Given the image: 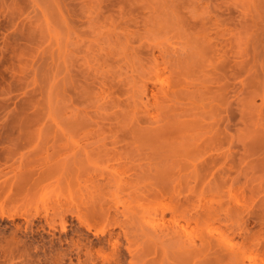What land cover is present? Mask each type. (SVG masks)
I'll use <instances>...</instances> for the list:
<instances>
[{
	"label": "rangeland",
	"instance_id": "obj_1",
	"mask_svg": "<svg viewBox=\"0 0 264 264\" xmlns=\"http://www.w3.org/2000/svg\"><path fill=\"white\" fill-rule=\"evenodd\" d=\"M174 54L192 63L169 78ZM145 111L171 119L197 160V214L215 215L183 230L197 244L199 230L225 235L244 264H264V0H0V264L155 258L139 233L162 212L170 225L171 202L122 170L97 185L113 138L125 137L118 156L142 144L123 133Z\"/></svg>",
	"mask_w": 264,
	"mask_h": 264
},
{
	"label": "bare ground",
	"instance_id": "obj_2",
	"mask_svg": "<svg viewBox=\"0 0 264 264\" xmlns=\"http://www.w3.org/2000/svg\"><path fill=\"white\" fill-rule=\"evenodd\" d=\"M181 56L182 59L176 56L174 59L168 58V55H166L167 58L162 55V58L168 60L165 63L172 61L167 68L169 78H174L177 69L184 66H191L190 56L186 54L184 57L183 55ZM175 87L176 84L173 83L171 89H175ZM171 89L170 85L168 86V90L160 89L157 91V98L162 101L168 99L171 95ZM107 95L109 96L110 93ZM106 97L102 99H106ZM135 118V124L132 125L131 130L128 129L123 134L126 138L130 137L131 139L141 136L143 138L142 144L134 150H123L124 153L118 156L120 148L117 144L124 141L125 137H121L119 140L113 138L106 154L111 156V160L115 162V167L107 169L109 171L106 172L97 171L99 173L97 177H101L102 182L105 181V183L97 182V185H99V188H102L104 184L105 188L102 189H107L110 187L112 180L117 178L124 180V177H121V174L118 173V170H122L126 178L130 180V183L133 182V186H138L137 189L141 196L144 190H149V187L154 185L153 197L171 202L172 207L168 210L170 214V225L165 223V215L162 212L159 218L160 222L158 221L151 229H143L141 231L142 233H139L141 236H139L138 240L143 242H140L141 244L146 243L147 246L150 244L153 245L152 247L146 246L143 250L144 256H155L147 264H244V261L238 257V254H241L243 251L240 249L237 250L238 248H233L227 241H222V239L226 240L227 237L225 235L218 237L215 235L209 236L205 231L199 230L194 234V237L199 239V243L197 244L195 240L190 239L188 234L189 229L183 230L180 224L181 221L184 222L186 228H189L191 223L197 226L200 222L203 221V223H206L215 217V215H211V212L208 211L197 214V160L191 156V150L186 151L185 148L176 143L178 138L169 128L171 119L164 114V111L157 114V118L155 119L150 116L149 111H145L144 118L139 119L137 116ZM116 124L120 125V123ZM99 133L95 131L89 136H85L91 137ZM97 172H88L87 174L95 178ZM148 180H153V184H142V182ZM126 187L132 186L128 185ZM185 187L190 193L188 195L185 194L186 196H181L182 192H184L183 188ZM198 207H201V205ZM220 207H223L222 204L219 206V209ZM110 214L107 210L98 211L93 214V217L104 219L109 218ZM225 214H228V212ZM226 216L224 215L225 218ZM127 224L129 225L127 221L118 223L121 227L129 228ZM212 230L218 231L216 227H212ZM133 231L135 233L137 232V230ZM126 233L125 231L124 237L129 244L135 241L140 244L136 240L138 237L131 241V238L128 237L129 234ZM139 234L137 233V235Z\"/></svg>",
	"mask_w": 264,
	"mask_h": 264
}]
</instances>
